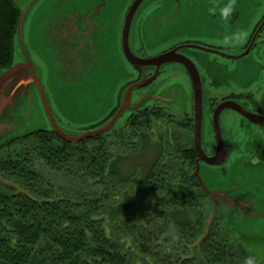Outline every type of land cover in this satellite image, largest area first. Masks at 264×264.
Instances as JSON below:
<instances>
[{"label": "trees", "instance_id": "16d2710c", "mask_svg": "<svg viewBox=\"0 0 264 264\" xmlns=\"http://www.w3.org/2000/svg\"><path fill=\"white\" fill-rule=\"evenodd\" d=\"M20 17L0 0V71ZM162 110L76 143L39 129L0 144V264H243L194 174L192 120Z\"/></svg>", "mask_w": 264, "mask_h": 264}, {"label": "rangeland", "instance_id": "374dc122", "mask_svg": "<svg viewBox=\"0 0 264 264\" xmlns=\"http://www.w3.org/2000/svg\"><path fill=\"white\" fill-rule=\"evenodd\" d=\"M12 1L23 17L14 36L12 65H32L49 116L31 70H15L0 83V144L38 129L50 130L52 124L65 135L76 137L108 117L114 107L118 109L127 95L125 84L134 76L121 49L124 3ZM213 1L207 0L206 5L205 1L167 0L140 16V24L136 13L128 31V50L135 57H148L159 53L165 45L188 38L220 39L225 26L221 22L207 23L205 12L202 15ZM234 7L231 26L237 29L260 15L264 0H236ZM182 52L202 65L204 53L187 49ZM171 65L164 64L163 71L147 87L131 91L129 107L156 101L164 103L176 119L178 114L188 113V79ZM132 115L129 109L125 110L113 128L124 125ZM244 150L235 148L232 152L239 156L237 163H225L220 169L197 162V173L209 197L211 217L218 216L227 222L249 254L264 256V168L251 166L250 147Z\"/></svg>", "mask_w": 264, "mask_h": 264}, {"label": "flooded vegetation", "instance_id": "af4514ba", "mask_svg": "<svg viewBox=\"0 0 264 264\" xmlns=\"http://www.w3.org/2000/svg\"><path fill=\"white\" fill-rule=\"evenodd\" d=\"M113 1L117 2V0ZM118 1L124 3V20L130 5L135 0ZM166 1L142 0L136 12L137 15L139 14L138 18L152 12L161 6L159 4ZM168 1L178 2V0ZM196 1H205L207 5V0H188V2ZM213 2V4L219 3L218 0ZM204 12L205 22L211 21L213 25L220 23L214 15L206 11V8L202 15ZM234 13H236L235 7ZM139 19L138 24L141 23L142 17ZM233 19L235 16L230 20L231 29H233L231 26ZM240 28L247 30L248 38L244 44L235 49H227L218 42L220 39L207 36L208 39L206 37L200 38L201 40L188 38L170 43L162 47L159 53L148 57L137 55L138 58L146 61L136 66L131 65L125 59L134 71V76L125 84L126 88L136 85L132 92L153 83L163 71L164 64L171 63L173 70L182 72L190 84H187L190 111L178 115L181 119L192 120L191 124H193L194 119V88H197L202 119L201 146L202 150L204 149V158L216 156L218 163L221 164L218 166L202 162L209 166H217L219 169L225 163H237L239 156L232 152L235 148L244 152V148L249 147L251 150L250 165L264 168V9L255 20ZM184 49L199 50L204 53L201 54V68L195 64L190 54L182 52ZM160 56H164V58L156 60ZM175 56H181L193 64L197 71L195 83H193L191 74L185 66L173 60ZM138 106H140V110L145 108L163 109L162 112L167 113L169 117L176 116L161 102L153 101L149 105L143 102ZM229 139L231 140L230 143L228 142ZM197 161L195 152L194 163Z\"/></svg>", "mask_w": 264, "mask_h": 264}, {"label": "water", "instance_id": "95a60500", "mask_svg": "<svg viewBox=\"0 0 264 264\" xmlns=\"http://www.w3.org/2000/svg\"><path fill=\"white\" fill-rule=\"evenodd\" d=\"M141 1L142 0H135L130 5L128 12L124 18L123 26H122V32H121V49H122L123 56L131 65H134V66H136L139 63L146 61L144 59H140L138 57L133 56L130 53V51L128 50V45H127V37H128L129 27H130L131 22L134 19V16L136 15L137 9L139 8ZM22 19H23V17H22V13H21V17L19 19L18 25L21 23ZM18 25H17V27H18ZM163 58H164V56H160V57H157L156 60H160ZM173 60H175V61L181 63L183 66H185V68L187 69L189 74H191V77L193 79V83H195V75L197 76V71H196L195 67L193 66V64L181 56H175V59H173ZM19 68H28L31 70L32 80L37 85L38 91H39L40 96H41V100H42L44 107H45V111H46L47 115L49 116V112H48V109L46 107V102H45L44 96H43L41 88H40V86H39V84H38V82H37V80L33 74V67L31 64H29L27 62V63H24L22 65H11L6 71H4L2 74H0V83L6 77H8L10 74H12L15 70H17ZM135 86L136 85L128 87L127 95H126L124 101L121 102L119 108L116 110V112L113 114V116L107 122V124L103 125L101 128L88 130V131H86V132H84V133H82L76 137H71V136L65 135L63 132H61L59 129H57L53 124L51 126L52 131H54L55 134L58 135L59 137H61L62 139H65V140L72 142V143H76L82 139L89 138L90 136L101 134V133L109 131L110 129L113 128L116 120L123 114V112L125 110L129 109V111H130V110L138 107L135 105L133 107H129L131 91ZM194 86H195V84H194ZM193 107H194V119H193L192 137H193L194 149H195V152L197 155V160L198 161L199 160L204 161L205 163H207L209 165H219L221 163H218V157H216V156H214L212 158L205 159L204 154H203V150L201 148L202 147L201 146L202 119H201V115H200V101H199V97H198L197 88H194ZM50 121H51V119H50ZM51 123H52V121H51ZM195 165L196 166H195V173L194 174H195L197 180L199 181V183L202 187V184L200 182V179H199V176L197 173V168H198L197 163ZM203 190H205V189L203 188ZM205 192L207 193V191H205Z\"/></svg>", "mask_w": 264, "mask_h": 264}, {"label": "clouds", "instance_id": "9594fccd", "mask_svg": "<svg viewBox=\"0 0 264 264\" xmlns=\"http://www.w3.org/2000/svg\"><path fill=\"white\" fill-rule=\"evenodd\" d=\"M235 2L236 0H223V3L211 4L207 8L208 13L214 15L216 19L225 26L226 30L218 42L227 49L238 48L244 44L248 38L246 29H231L230 27V20L234 13ZM261 260H264V256L259 253H253L245 256L243 264H259Z\"/></svg>", "mask_w": 264, "mask_h": 264}]
</instances>
